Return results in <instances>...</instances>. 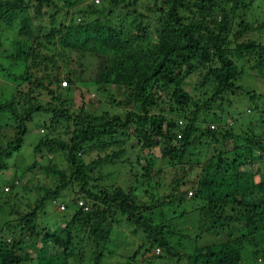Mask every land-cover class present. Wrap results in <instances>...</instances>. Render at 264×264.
<instances>
[{"label": "trees", "instance_id": "16d2710c", "mask_svg": "<svg viewBox=\"0 0 264 264\" xmlns=\"http://www.w3.org/2000/svg\"><path fill=\"white\" fill-rule=\"evenodd\" d=\"M93 2L98 5L91 3L89 10L78 11L80 20L71 23L54 16L56 12L66 16L72 14L67 6L71 0H0V91L4 89V82L10 84L8 96L0 95V171L6 169L5 160L19 151L26 123L41 114L48 118L43 128L49 137L40 139L34 151L44 147L48 154H53L54 164L59 161L64 169L57 165L44 167L41 173L51 178L54 186L49 188L52 183L49 187L41 184L44 190L37 204L41 205L44 200L52 203L51 200H56L73 182L79 186L66 205L52 203L58 212L63 213L69 206L73 210L70 216H62L54 226L35 231L34 209L24 213L25 219L19 217L18 222L24 220L25 226L21 227L18 237H11L8 243L0 236V264H29L38 255L46 253L48 245L57 248L65 258L84 257L88 264H101L105 252L98 249L87 253L88 257L82 255L79 240L74 239V228L79 227L97 247L99 240L109 238L106 230L111 224L105 218L109 209L120 216L122 223L118 225L129 226L127 231L136 236L134 257L154 249L155 253H161L153 257L163 253L167 258L175 257V264H243V258L245 264L257 259L264 264V229L262 245L252 238L258 231L257 225L261 221L264 223V178L257 180L259 169L251 166L252 163L259 165L263 160L264 146L255 138L243 140L240 149L235 146L233 158L226 160L225 165L222 159L216 166L207 164L209 169L215 166L221 171V163L225 166L226 195L223 200L217 202L211 198L204 202L206 190L214 183L204 175L190 191V196L204 202L198 210L201 212L200 208H204V212L215 216L209 228L198 230L190 253H174L168 240V235L173 233L163 224L154 226L150 223L144 211H151L152 207L137 203L130 187L125 190L119 185L103 187L98 183L89 189L86 187L90 180L88 168L95 166L98 170L102 165H112L120 154L125 153L126 143L130 150L138 146V151L145 153L147 149L156 148L160 159L179 161L189 147L197 142L203 144V137L217 141L219 132L222 138L232 134L217 131L215 127L199 129L196 124L200 112L209 107L215 97L238 91L239 87L234 85L238 77L237 60L255 54L258 56L256 65L262 66L264 46L252 40L236 42L254 30L241 19L230 48L228 34L232 18L248 5H243L241 0H224L231 4L229 7L222 6L219 0ZM142 7L143 13L137 10ZM48 10L54 15L47 19L44 14ZM149 11L155 12L156 19L146 15ZM83 14L90 15L91 21L82 20ZM120 14L122 17H118ZM7 32H13L16 37H8ZM82 64L93 69L90 82L94 88L108 87L111 82L118 87V94H107L104 88L100 91L107 95L113 106L111 110H126L123 115L102 111L101 107H97L98 114L88 106L71 111L73 87L80 80ZM201 66L204 74L198 88L213 82V89L209 99L193 104L182 78L195 73ZM115 95L126 96L119 99ZM183 120L186 124L178 123ZM105 135L110 136L112 143L107 144ZM111 145H118L120 149L109 153L106 150ZM93 150L100 151L103 156L85 161ZM154 159L145 155L136 157L143 178L149 174ZM243 161L252 169L239 174L233 171ZM99 175L103 177L101 172ZM100 177L97 178L99 181ZM13 186L22 185L13 182L7 190ZM188 192H181L174 205L182 204ZM230 203L236 208L228 215ZM113 222L117 224V221ZM9 224L4 223L0 232L5 234L13 230ZM23 230L27 232L21 235ZM32 236L35 237V248L39 250L35 251L38 255L33 259L27 257L28 246L23 240H30Z\"/></svg>", "mask_w": 264, "mask_h": 264}, {"label": "rangeland", "instance_id": "374dc122", "mask_svg": "<svg viewBox=\"0 0 264 264\" xmlns=\"http://www.w3.org/2000/svg\"><path fill=\"white\" fill-rule=\"evenodd\" d=\"M101 1L103 2L106 0ZM219 1L224 7L231 6L230 3L227 4L224 0ZM241 1L243 5L246 4L248 6L245 10H238L235 13V17L232 18V26L228 34V39L231 41L230 48L233 47V35L237 31L236 25L240 19L246 24L254 27V30L245 33L241 38L236 39V42L242 41L243 39L252 40L256 44L264 46V0ZM91 3H94L93 0H71V3L67 6L70 8L72 14L66 16L64 13L56 12L57 14L54 15L52 10H48L44 16L48 19L49 15L53 14L54 16L61 17L62 20L76 23L80 20V15L77 12L89 10L88 5ZM94 4L98 5L96 3ZM144 7L137 10L143 13ZM83 15L84 18L82 16V20L86 22L91 21L90 15ZM146 15L149 16L150 19H156L157 17L155 12L152 11H149V13L146 12ZM118 17H122V15L120 14ZM116 18L114 17V19ZM34 23L37 24L35 21ZM6 34L10 38L16 37L13 32H7ZM257 57L258 56L254 54L237 60L238 77L236 81H234V85L239 87L238 91L233 93L224 92L218 97H215V100L210 103L209 107L202 110L198 116L199 119L196 127L199 129H211V127H215L217 131L222 130L232 133L230 136L222 138L219 132L218 135H216L217 141H209L208 138L203 137L202 141L204 143L199 144L197 142L189 147L179 161L160 159L156 148L147 149L148 152L145 151V153H140V151H138V146L134 147V150H130L128 143H126L124 146L125 153L123 155L120 154V156H122H119L112 165H102L98 170L95 166H90L88 168L90 180H87L86 187L89 189L97 183L103 187L119 185L125 190L130 187L135 195L137 203L152 207L151 211L148 209L144 211L145 217L150 220V223L154 226L163 224L167 227L168 231L173 233L172 235H168V240L174 249V253H190L194 246L193 240L198 230H200V228L204 229V227L209 228L212 225V221L215 220V216L212 213L204 212V208H200V212L198 208L201 207L206 200L212 198L214 201L218 202L223 200L226 195V179L223 170L226 160L230 161L233 158L234 152H236V149L233 150V148L238 146L240 149V143L247 138L248 141L249 139L255 138V140L261 142L264 146V58L261 60L262 66H257ZM81 70L80 80L73 87V107H71V111H77L79 107L85 108L88 106L93 107L97 114L99 112L97 107H101L102 111L123 115L126 110L124 108L111 110L110 107L113 108V106L107 100V95L101 94L100 91L104 88L107 94H114L115 92L118 94L120 92L118 87L113 86V82H111L108 87L101 86L100 89L94 88L93 84L90 82L93 69L87 68L82 64ZM203 74L204 68L201 66L198 70H195V73L183 75V87L189 92L193 104H199L203 100L209 99L212 93L213 82H207L201 88H198V83ZM82 76L84 77L83 80ZM112 78V74H110V79ZM4 83L5 86L3 91H0V95H2V97H7L10 84L7 82ZM196 87L197 90H195ZM125 96L126 95H115V98L120 99ZM191 108L193 109L192 106ZM169 116L177 120L176 117ZM47 120L48 118L45 116L37 114L32 120L26 123L25 133L22 136V144L19 151L16 153L14 152L5 160L6 169L0 171V227H2L4 223H10L9 226L13 229L10 231L8 230V232L6 231L5 234L3 231L0 232V236L4 237L3 239H6L8 243L11 242L8 241L11 237H18L21 227L25 226L24 220L18 222L17 219L19 217L25 219L24 213L26 212H30L34 209L35 218L33 226L37 232L43 228L54 226L62 216H70L73 212L71 206L63 213L58 212L57 209L52 206V203L59 202L66 205L68 200L72 198L71 196L74 195L72 193L79 187L77 184H74V182L68 186L66 190L62 191L56 197V200H51L52 203L48 200H44L41 205L37 204L38 199L43 195L44 188L41 184L44 187H49V183H52L49 188H53L54 186L53 180L49 177H44L43 173H41L44 167L55 165L54 163L56 161L52 158L53 154H48L44 147H41L37 152L34 151V147L40 139L49 137V133L43 128V124ZM178 123L186 124L184 120ZM9 135L13 136V133ZM104 139L107 144H109V142L112 143L109 135H105ZM9 140H12V137ZM116 140L117 138L115 137L114 141ZM114 145L109 146L106 151L110 153L120 149V146ZM149 153L151 155H149ZM144 155L147 158H155L154 164L145 178L140 175L139 165L135 162L136 157ZM102 156L103 154H101L100 151L93 150L85 157V161L97 160ZM262 158L263 160L261 159L259 165L252 163L251 166L260 170V172L259 170L257 172L256 179H262L263 181L264 150ZM220 159L223 160L222 163L224 164L221 163V166H223L222 171L215 167L216 163H220ZM208 163L215 166H211L209 169L207 167ZM32 164L34 166L30 168ZM56 165L59 169H64L61 162L58 161ZM206 168H208V172H205ZM251 169L250 165L243 161L242 165L232 170L237 171L239 174L240 172H249ZM100 172L102 175L105 172L103 177H100ZM205 173H207V175H205ZM35 174L37 175L35 176ZM203 175L214 181L213 185H211L204 194V202L196 197L186 195V200L182 204L174 205L179 194L183 191H192ZM98 177L101 178L100 181L97 179ZM91 178H95V180H91ZM13 182H19L22 186H13L11 190H7V187L9 188ZM35 188L38 190H35ZM192 194H194V192H192ZM234 208H236V206L230 203L228 205V209L230 210L226 213L231 215L230 211ZM109 210L110 211L105 214V218H107L111 224V226L107 227L108 230H106L109 234V238L99 240L97 242L98 248L91 238H88L85 233L82 234L79 227L74 228V239L79 240L78 247L82 255L85 254L86 257H88L87 253L95 252L99 249L105 252V257L103 256L101 264H175V257L167 258L163 253L159 257H153L161 253H155L154 249L152 251L149 250L142 256H132L133 249L135 248L133 242L138 240L136 236L127 231V229L130 228L129 226L123 227L118 225V223H122L118 213H116L115 210ZM114 220L117 221V224L113 222ZM257 228L258 231L252 238H255L256 244L260 246L263 244V221L257 225ZM26 232V230H23L21 235ZM23 240L28 246L26 248L27 257L33 259L34 256L38 255L35 251H39L38 248H35V237L32 236L30 240L29 238H23ZM249 241L252 242V239H249ZM249 241L244 242L248 244ZM68 259L69 258L60 255L57 248L48 245L46 247V253L42 254V256L38 255L33 261H30L29 264H88L89 262L84 257L81 259ZM50 260H52L51 263ZM241 262L245 264L246 261L243 258ZM249 264L262 263L257 259V261H249Z\"/></svg>", "mask_w": 264, "mask_h": 264}, {"label": "built area", "instance_id": "2783aa9c", "mask_svg": "<svg viewBox=\"0 0 264 264\" xmlns=\"http://www.w3.org/2000/svg\"><path fill=\"white\" fill-rule=\"evenodd\" d=\"M187 195L190 196V195H191V192L189 191V192L187 193ZM156 251H158V249H156Z\"/></svg>", "mask_w": 264, "mask_h": 264}]
</instances>
